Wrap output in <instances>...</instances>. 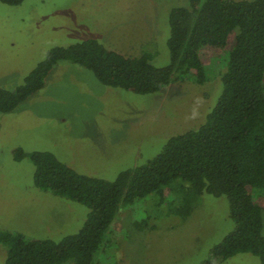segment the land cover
<instances>
[{"label": "rangeland", "instance_id": "374dc122", "mask_svg": "<svg viewBox=\"0 0 264 264\" xmlns=\"http://www.w3.org/2000/svg\"><path fill=\"white\" fill-rule=\"evenodd\" d=\"M189 1L0 2V88L16 90L50 50L87 39L127 56L152 52V64L165 67L170 63L169 12ZM234 40L232 34L222 49L201 51L205 83L186 77L148 95L107 87L83 66L58 62L42 90L13 112H0V229L56 242L78 233L89 208L37 188L33 163L17 161L16 151L51 152L79 173L114 181L157 156L170 138L206 122L222 94L221 77ZM170 202L166 191L122 209L98 264H202L236 228L226 197L203 195L186 219L169 214ZM135 221L148 228L139 230ZM6 254L0 245V264ZM216 264L261 262L240 253Z\"/></svg>", "mask_w": 264, "mask_h": 264}, {"label": "trees", "instance_id": "16d2710c", "mask_svg": "<svg viewBox=\"0 0 264 264\" xmlns=\"http://www.w3.org/2000/svg\"><path fill=\"white\" fill-rule=\"evenodd\" d=\"M0 2L19 6L24 0ZM169 27L170 63L165 67L152 64V52L132 57L87 39L50 50L16 90L0 88V112L8 114L44 88L60 61L83 66L107 87L138 95L161 92L186 77L203 84L201 51L222 49L235 35L221 77L223 91L206 122L170 138L157 156L114 181L79 173L51 152L18 149L15 159H29L35 167L37 188L85 205L90 213L78 233L59 242L0 229L5 264H98L97 255L106 248L121 210L166 191L169 214L185 219L205 194L228 199L236 228L202 264L240 253L264 264V0H190L188 6L170 10ZM135 226L148 228L143 221Z\"/></svg>", "mask_w": 264, "mask_h": 264}]
</instances>
